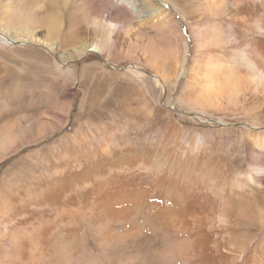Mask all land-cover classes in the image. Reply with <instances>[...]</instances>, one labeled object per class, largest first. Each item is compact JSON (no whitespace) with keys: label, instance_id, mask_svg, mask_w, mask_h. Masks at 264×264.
Instances as JSON below:
<instances>
[{"label":"bare ground","instance_id":"obj_1","mask_svg":"<svg viewBox=\"0 0 264 264\" xmlns=\"http://www.w3.org/2000/svg\"><path fill=\"white\" fill-rule=\"evenodd\" d=\"M146 1L153 19L157 17L163 28H168L173 22L166 11L168 3ZM167 1L188 19L176 0ZM200 5L212 23L193 21L196 54L190 70L192 81L187 86L199 89V99L212 98L218 106L252 120L248 131L240 133L236 148L228 155L215 156L202 132L190 131L189 136L182 137L179 131L166 134L165 129L162 139L143 145L137 141L132 147L129 137L119 142L115 133L101 134L100 128L94 132L87 127V131L78 128L71 133L70 144L55 145L58 149L50 152L46 163L34 165L32 159L41 158L45 148L35 149L36 142L56 135L60 128L65 132L70 109L62 121L53 123L58 128L42 131L34 139L28 140V127L19 130L17 123L24 134L3 139L0 164L29 145L26 165L30 168L26 173H39V177L32 181L24 175L21 158L11 171L6 169L0 176V257L7 250H18L26 260L35 245L47 248L61 237L78 239L97 224L108 223L111 229L103 238L104 264H120L132 258L159 264L156 253L166 243L183 264H264V82L253 83L255 73L245 67L244 60L234 59L233 51L247 45L248 58L257 71H264V35L258 34L264 29V3L201 0ZM43 7L42 0H0V27L6 32H0V48L10 42L5 34L17 39L18 30L33 39L41 23L35 17ZM14 15L25 19L24 29L9 20ZM61 17V13L53 17L57 22L48 25L47 33L63 38ZM229 26L239 43L219 46ZM178 36L183 51L179 63L184 71L188 43L182 34ZM88 49L81 46L78 55ZM92 50L100 52L97 46ZM70 96L74 99L75 93ZM89 104L83 114L94 105Z\"/></svg>","mask_w":264,"mask_h":264},{"label":"rangeland","instance_id":"obj_2","mask_svg":"<svg viewBox=\"0 0 264 264\" xmlns=\"http://www.w3.org/2000/svg\"><path fill=\"white\" fill-rule=\"evenodd\" d=\"M63 1L67 4H60ZM127 1L131 4H121L120 0H42L45 7L35 17L41 19V25L37 24V35L33 39L20 30L17 39L5 34L10 38V45L0 48L1 147L7 136L13 139L24 134L19 131L21 126L28 127L25 132L28 140L44 133L42 131L58 128L53 123L62 121L70 109L69 123L63 128L65 132L60 128L56 135L36 142L35 149L45 148L42 157L32 159V164L46 163L50 152L58 149L56 146L70 144V134L87 127L94 132L100 128L101 134L115 133L119 142L129 137L132 147L162 139L165 129L166 134L179 131L182 137L189 136L190 131L202 132L215 156L228 155L236 148L240 133L248 131L252 120L243 113L236 114L231 108L218 106L212 98L199 99V89L187 86L188 81H192L190 70L196 54L193 21L200 19L202 24L212 23L201 10V0H176L187 20L171 1L161 0V3H168L166 11L174 22L168 28H163L157 17L153 19L148 1ZM58 13L64 23L63 38L47 33L50 32L48 25L57 22L53 17ZM9 20L24 29L25 19L14 15ZM2 30L0 27V32ZM178 33L188 43L184 71L179 63L183 51ZM83 45L89 46V51L78 55ZM93 46L99 47L100 52L92 50ZM71 93H75L74 99ZM87 103L94 105L83 114ZM9 111L16 114L11 115ZM7 127H12V133ZM13 132H17L15 137ZM29 148V145L24 146L22 154L6 158L0 164V176L6 169L11 171L21 158L20 165H25V168L20 166L24 175L35 181L39 173L37 176L26 173L30 168L26 165L29 159L26 155L31 153Z\"/></svg>","mask_w":264,"mask_h":264},{"label":"clouds","instance_id":"obj_3","mask_svg":"<svg viewBox=\"0 0 264 264\" xmlns=\"http://www.w3.org/2000/svg\"><path fill=\"white\" fill-rule=\"evenodd\" d=\"M264 3V0H260ZM264 35V29L258 32ZM239 39L235 35L234 28L229 26L224 30V36L219 46H227L229 44H238ZM234 51V59L240 58L245 61V67L250 72L255 73L252 76V82H264V71H257L253 60L248 58L247 45L236 48ZM231 86V85H226ZM111 226L108 223H100L91 228L87 233L78 239L67 240L63 237L52 242L47 248L35 245L28 256L22 259L19 251L13 253L7 250L0 257V264H104L103 257L106 256L104 248V237L110 231ZM18 244V241L15 242ZM159 264H183V262L173 254L171 245L165 246L156 253ZM120 264H144L139 258H132L121 261Z\"/></svg>","mask_w":264,"mask_h":264}]
</instances>
